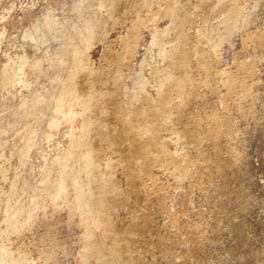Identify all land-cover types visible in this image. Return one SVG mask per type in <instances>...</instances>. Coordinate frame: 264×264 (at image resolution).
I'll use <instances>...</instances> for the list:
<instances>
[{
  "label": "rangeland",
  "instance_id": "rangeland-1",
  "mask_svg": "<svg viewBox=\"0 0 264 264\" xmlns=\"http://www.w3.org/2000/svg\"><path fill=\"white\" fill-rule=\"evenodd\" d=\"M82 1L0 0V227L5 226L8 198L28 202L33 193L39 195L43 169L50 168L51 158L69 142L65 132L70 121L51 129L50 137L42 133L51 112L46 103L39 108L45 114L44 121L26 118L21 112L25 102L31 105L37 95L50 94L53 90L50 77L60 70L58 65L50 67L46 59L64 51V36L62 32L48 31L47 20L58 18L63 31L70 22L81 23L78 9H85L81 6L86 2ZM167 1L154 0L151 8H145L147 5L142 1L129 0V9L141 4V14L149 21L142 28L134 51L126 55L124 64H128L121 67L123 77H115L122 78L119 99H124L126 86L133 87L154 30L172 26L171 15L181 13L177 10L152 20L150 11L165 7ZM180 1L195 13L184 27L187 33L179 46L188 52L189 67L176 69V74L187 82L182 92L173 94L172 120L164 121L166 113L156 111V114L159 135L167 140L170 151L189 156L190 162L185 164L193 175L180 178L164 157L149 164L150 174L139 170L140 185L131 187L125 174L129 171L111 143L112 127L92 130L91 140L96 145L93 169L99 170V175L111 167L114 175L113 180L110 177L106 182L108 186L104 180L94 186L95 197L98 193L106 196L108 205L101 209L105 211L101 214L109 215L112 230L106 232L102 225L87 226L82 223L80 213H70L68 201L78 193L70 177L68 191L58 199V206L48 200L43 208L33 211L32 219L22 223L28 219L24 212L19 232L7 231L0 236V242L11 244L18 255V264H264V0ZM197 1L203 2L204 9L193 7ZM124 10H118L121 16ZM130 24V20L116 24L105 41L93 46L90 57L96 68L100 64L108 67L105 55L119 47L120 35L125 34ZM30 29L32 39L25 34ZM197 47L199 55L193 53ZM157 50L158 46L156 67L167 65L169 61L162 62ZM22 54L28 57V62L22 70L16 68V73L19 80L22 77L28 81L27 85L9 82L3 75L4 66L17 62ZM153 56L148 55L149 64L145 68L151 79ZM38 59H43L39 77L32 67ZM66 72L64 69L63 75ZM231 78L235 80L233 87L229 85ZM114 81H110V86ZM148 92L157 98V85L156 91L149 87ZM112 96L108 93L105 101ZM179 103L182 106L177 109L175 105ZM144 104L150 109L155 106L148 101ZM102 106L103 102L94 109V114H88L92 120L104 117ZM77 121L81 123V117ZM219 121L223 127L216 134ZM26 124L38 125L41 130L22 155L25 140L20 133ZM189 130L198 136L188 146L172 140L176 139V132ZM145 138L151 143L155 139L152 133ZM72 170L70 173L76 171Z\"/></svg>",
  "mask_w": 264,
  "mask_h": 264
},
{
  "label": "bare ground",
  "instance_id": "bare-ground-1",
  "mask_svg": "<svg viewBox=\"0 0 264 264\" xmlns=\"http://www.w3.org/2000/svg\"><path fill=\"white\" fill-rule=\"evenodd\" d=\"M95 1L97 4H95L94 0H83L82 2H84L85 5L82 4L81 7L85 6V9H78L79 15L82 17L81 23L76 21L70 22L69 28L64 31L61 29L62 24L58 18L53 17L46 22L48 31L50 30V32L52 31L53 33L62 32V36H64L65 40V47H63L65 52H57L53 56L48 55L46 60L48 61L49 66L55 67V65H58L60 69L57 73L55 72V75L50 77L53 90L49 95H37L35 99H33L31 105H28L27 102H25L22 107L21 115L26 118L35 117L39 122L44 121L43 117H45V114L40 112L41 109L39 108L41 104L46 103L51 112L48 116V120L45 122L46 128L45 130H42V133L50 137L52 134L51 129L58 128L64 121H70V128L65 132V135L69 138V142L60 149V153H55L51 158L50 168L43 169L42 177L40 179V185L43 187L38 188L41 190L39 195L33 193L34 195L32 194V197L29 198L28 202L22 199H14L12 196L8 198L5 208L6 217H4L5 226L0 227V236L7 231L13 233L16 231L19 232L22 221L21 214L24 212L26 213L25 218L28 219L23 218L25 220H23L22 223L32 219L34 215L33 211L43 208L45 202L48 200L53 201L54 204L58 206V199L64 196L68 191L67 180L70 177L72 179L70 180L72 181V187L78 192H75L77 194L74 199L68 201V204L71 205L70 213H80L82 216V223L85 222L87 226L93 224L95 226L102 225L106 232L112 230L111 219L108 218L109 215L107 213L101 214V212H105L103 210H105L104 208L108 205L105 198L106 196H101L97 192V195L99 196L97 197L96 195L95 197L96 192L94 186L99 183V181L103 182L104 180L106 183L110 177H112L113 171L110 167L108 170H103V174H99L101 175L99 176L98 173L100 171H95L93 169V151L95 150L94 147L96 145L91 140L92 130H96L97 132L99 129L104 130L103 128L105 127H112L110 134L111 143L113 149L119 155L122 165H124L129 171L125 174L128 175L127 178L131 187L140 185V179H138L140 175L139 170L150 174L151 169L148 168L149 164L154 161L156 164V161L162 160L164 157H166V164H172L174 166V173L176 175L179 174L180 178L183 179L193 175V170H190L186 166V162L190 160L189 156L187 154H178L176 150L174 152L170 151L167 140L159 135L160 128L157 127L158 114H156V111H159L162 114L166 113L167 116L164 119L165 122L172 120L173 116L171 109L173 110L174 108V106H172L173 94L180 93L185 89V82L187 81L185 80V77L176 74V69L184 68L187 70L189 67L188 52L186 49H180L179 46L187 33L183 31L184 27L190 22V16L194 13V10L188 9V4L181 2L180 0L176 3H173L172 0H168L165 7H160L157 10L151 9L152 11H150L149 15L153 17L152 20H156L157 18L171 14L172 12L175 13L174 11L177 10L181 11L182 14L176 12L177 14L171 15L172 26L154 30L151 42L147 47V54L141 59L142 61L140 63L139 71H137L133 87L126 86L124 99H119L118 94L120 93L119 87L122 78L116 80L115 77L116 75H121V77H123L121 67L128 64H124L126 55L134 51L136 48L140 39L141 30L143 27L147 26L149 18L141 14V4H135L132 6L134 9L132 7L129 9V0ZM141 1L147 5L145 8H151L154 2V0H140V3H142ZM202 3L197 1L194 3L193 7L199 9L203 8L204 6ZM207 6L205 7L207 8ZM212 6L213 5H211V7ZM122 9H125V14L123 16L118 12V10ZM130 11L131 14L128 13ZM126 20H130L131 24L125 34L120 35L119 47L110 54L105 55L107 63L109 64L108 67L105 68L103 64H100V66L96 68L90 57V52L93 46L98 42L105 41L110 29L116 24L124 23ZM35 26L36 25H34L33 28H35ZM25 34L31 39L33 38L32 29L28 30ZM171 34H174V36L172 37ZM156 46H158L157 56L162 62L169 61L167 65L162 67L158 65L156 67ZM193 53L199 55V48H195ZM24 54H22L20 58L18 56L19 60L17 62H14L13 64L8 63L4 66L3 75L9 82L15 83V81H20L27 85L28 81L22 77H20L21 80H19L16 73V68L22 70L23 66L28 62V57ZM148 55H155L153 56L154 65L150 67V72L153 76L152 79L145 73V68L149 64ZM42 63L43 59H38L32 63L33 72L37 77L43 72ZM115 66L117 68H115ZM64 69L67 71V75H63ZM216 74L218 75V73ZM111 80H115L113 86H110L109 84L111 83ZM234 82L235 80L231 78L229 85L232 86ZM156 85L157 98L153 93L148 92L149 87L156 91ZM110 92L113 96L106 102L105 97ZM145 101L153 102L155 106L153 105L154 107L150 109L149 106L144 104ZM102 102L103 106L101 108L103 109L102 114L104 117L92 120L88 114H94V109ZM181 106L182 103L175 105L177 109ZM175 114L178 115L177 113ZM79 117H81L82 121L78 124L77 120ZM219 122L220 125L215 130L216 134H218L223 127V123H221V121ZM40 130L41 127H38V125L26 124V126L23 127L20 133L21 138H24L25 140V144L21 147L22 155H24L34 144L36 136ZM100 132L102 133V131ZM101 133L100 135H102ZM150 133H152L155 138L153 143L145 138ZM175 134L176 139L173 138L172 140L182 145L187 144V146L196 139V136H198V134L191 132L190 130L179 131ZM111 143H108V145H111ZM110 150H112L111 147ZM102 151L105 150L102 149ZM119 159L115 160V162L119 161ZM109 160L111 161L110 158ZM72 161L75 165L71 163ZM97 163H99V160ZM138 167H140V169ZM72 169H76V171L74 170L73 173H70V170ZM123 169L125 168L123 167ZM115 172L116 171H114V173ZM112 180L110 182H112ZM102 184L103 183H101V185ZM106 184L108 186L109 183ZM113 188L116 189V186ZM15 189L16 182L13 181L12 192H14ZM104 189L106 188L104 187ZM43 192H45V196H43ZM28 207L31 209L30 211H28ZM101 209L103 210L101 211ZM89 231L90 230L87 232ZM10 245L4 241L0 242V264L20 263L18 261V255L15 254ZM85 248L87 247L85 246ZM26 261L28 260L26 259Z\"/></svg>",
  "mask_w": 264,
  "mask_h": 264
}]
</instances>
